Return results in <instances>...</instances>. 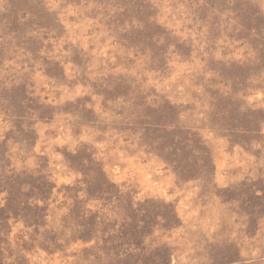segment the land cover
I'll list each match as a JSON object with an SVG mask.
<instances>
[{
	"label": "rangeland",
	"instance_id": "1",
	"mask_svg": "<svg viewBox=\"0 0 264 264\" xmlns=\"http://www.w3.org/2000/svg\"><path fill=\"white\" fill-rule=\"evenodd\" d=\"M0 264H264V0H0Z\"/></svg>",
	"mask_w": 264,
	"mask_h": 264
}]
</instances>
